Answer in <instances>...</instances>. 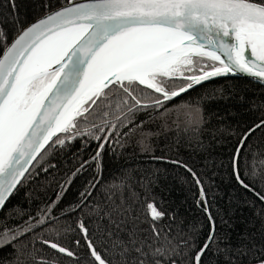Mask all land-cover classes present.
<instances>
[{
    "label": "snow or ice",
    "instance_id": "obj_1",
    "mask_svg": "<svg viewBox=\"0 0 264 264\" xmlns=\"http://www.w3.org/2000/svg\"><path fill=\"white\" fill-rule=\"evenodd\" d=\"M9 2L14 9L15 0ZM42 6L44 14L27 26L14 22L19 26L11 40L0 27V211L54 149H63L77 139L85 147L92 141L98 147L61 184L55 201L38 209L35 216L28 214L21 224L9 226V218L22 219L26 214L19 206L0 221V251L10 249L0 264H57L56 260L37 257V241L76 258L58 242L59 218L51 213L73 178L93 164V180L79 193V202L66 211L84 207L93 191L101 187L107 203L91 205L89 214L107 217L110 225L120 230L121 218L130 211L123 199L130 175L121 172L104 184L105 150L115 155L117 147L123 149L138 135L141 151H150L149 138L160 133L145 131V124L157 122L167 132L170 118L178 135L189 133L195 139L204 123L202 104L216 99L222 90L213 89L195 104H174L177 98L230 74H245L264 83V0H48ZM140 113L150 114L149 120L136 123ZM260 127H264V120L242 134L232 157V171L244 189L264 202V195L253 186L256 180L264 183V159H257L261 153L249 148L252 158L245 160L244 175L253 185L245 183L240 170L241 152L248 137ZM171 162L185 168L199 186L196 203L202 205L210 224L193 264H203V256L213 248L214 254L230 252L219 247L215 219L200 177L187 164ZM43 170L47 172V168ZM117 193L120 204L114 200ZM146 215L154 224L165 213L148 203ZM78 227L93 264H183L188 252H181L180 245L189 250L190 244L196 247L194 236L176 244V238L168 234L162 237L161 230L153 226L151 237L142 238L133 229L127 240L106 230L112 242L108 248L101 245L98 251L83 220ZM38 228L44 232L37 233ZM45 233L56 239H45ZM26 236L30 240H25ZM259 251L254 255L255 264H264V247ZM249 252L252 249L244 246L239 254Z\"/></svg>",
    "mask_w": 264,
    "mask_h": 264
},
{
    "label": "trees",
    "instance_id": "obj_2",
    "mask_svg": "<svg viewBox=\"0 0 264 264\" xmlns=\"http://www.w3.org/2000/svg\"><path fill=\"white\" fill-rule=\"evenodd\" d=\"M47 2L48 0H15L13 9L9 0H0V27L9 33V40L15 35L14 28L24 26L43 14L46 9L42 5ZM60 3H66V0H60ZM15 21H19V25ZM140 87L144 88L142 85ZM213 89H221L222 92L217 93L216 99L206 100L202 104L204 123L195 139L189 133L181 132L178 135L170 118V130L167 132L162 131L157 122L145 124V131L160 133L149 138L150 151H141L136 142L138 135L123 149L117 147L115 155L111 154L110 149L105 150L104 184L111 182L113 175L119 177L121 172L130 175L127 181L130 187L123 191L124 207L130 208V211L125 212L121 218L124 223L120 230L115 225H110L107 217L100 219L95 214H89L91 205L101 203L103 206L107 203L101 187L93 191L84 207L76 211H66L79 202V193L93 180V164L73 178L71 186L53 206L51 213L53 217L59 218L56 225L60 231L58 242L73 251L76 258L60 254L39 241L35 243V247L40 250L37 257L56 260L57 264H93L78 227L83 220L89 230V238L97 244L98 251H101V245L108 248L112 242L108 240L107 231L127 240V233L135 229L142 238H147L151 237V229L155 226L161 230L162 237L168 234L170 238H176V244H180V239L194 236L195 248H191L190 244V250L183 245L179 249L181 252H188L183 257V264H193L195 251L199 250L206 239L210 224L202 205L198 206L196 203L200 198L199 186L185 168L171 162L178 160L187 164L200 177L207 192L209 210L215 219L219 247L230 249L228 253L214 254L213 248L203 256V264H249L250 260L255 264L254 255L258 256L259 250L264 247V203L236 181L232 171V157L242 134L264 120V86L242 77H223L190 90L177 98L174 104L178 105L181 101L195 104L199 97ZM149 115L138 114L136 123L148 121ZM97 147L95 141L85 147L83 141L77 139L63 149H54L42 166L36 169L33 178L11 196L3 211H0V221L15 206H19L26 214L22 219L9 218V226L21 224L27 220L28 214L35 216L38 209L55 201L61 192V184L65 183L83 160L89 159L95 153ZM249 148L261 153L257 159H264V127L257 128L248 137L240 156L241 176L245 183L253 185V181L244 175L245 160L250 161L252 158ZM44 168H47V172ZM253 186L256 192L264 195V183L256 180ZM114 200L116 204H120L119 193ZM148 203H154L165 213L154 224L150 215H146ZM193 228L196 229L195 232L192 231ZM36 232H44V229L38 228ZM30 238L26 236L25 240ZM44 238L56 239L47 233ZM253 245L256 246L254 249ZM244 246L252 249V252L240 255L239 251ZM9 251L8 248L0 251V260L7 259ZM29 264L34 262L29 261Z\"/></svg>",
    "mask_w": 264,
    "mask_h": 264
},
{
    "label": "water",
    "instance_id": "obj_3",
    "mask_svg": "<svg viewBox=\"0 0 264 264\" xmlns=\"http://www.w3.org/2000/svg\"><path fill=\"white\" fill-rule=\"evenodd\" d=\"M78 2H79V0H78ZM44 14V13H43ZM43 14H41V15H39V16H37L36 18H38V17H40V16H42ZM35 19V18H34ZM34 19H32L31 21H29L28 23H30V22H32ZM27 23V24H28ZM27 24L26 25H24V26H27ZM226 77H242V78H245V79H247V80H250V81H252V82H255V83H257V84H260V85H263L264 86V83H260L258 80H256V79H254V78H252V77H249V76H247V75H245V74H236V75H228V76H226ZM220 78H223V77H220ZM215 79H218V78H215ZM212 80H214V79H212ZM211 81V80H210ZM143 86V85H142ZM240 185V184H239ZM250 192H252V191H250ZM253 193V192H252ZM254 194V193H253ZM255 195V194H254ZM256 196V195H255ZM257 197V196H256ZM258 198V197H257ZM264 203V202H263Z\"/></svg>",
    "mask_w": 264,
    "mask_h": 264
}]
</instances>
